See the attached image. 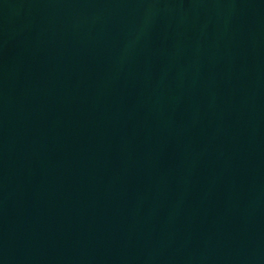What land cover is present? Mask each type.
Listing matches in <instances>:
<instances>
[{"label":"water","instance_id":"obj_1","mask_svg":"<svg viewBox=\"0 0 264 264\" xmlns=\"http://www.w3.org/2000/svg\"><path fill=\"white\" fill-rule=\"evenodd\" d=\"M0 264H264V0H0Z\"/></svg>","mask_w":264,"mask_h":264}]
</instances>
